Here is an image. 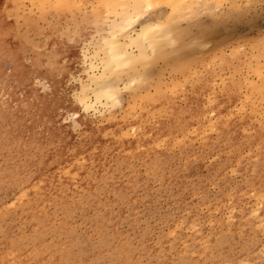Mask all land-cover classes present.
<instances>
[{
    "label": "rangeland",
    "instance_id": "1",
    "mask_svg": "<svg viewBox=\"0 0 264 264\" xmlns=\"http://www.w3.org/2000/svg\"><path fill=\"white\" fill-rule=\"evenodd\" d=\"M13 1L0 264H264V0H194L178 20L142 2L117 36L172 16L174 40L120 70L102 63L120 6Z\"/></svg>",
    "mask_w": 264,
    "mask_h": 264
},
{
    "label": "bare ground",
    "instance_id": "2",
    "mask_svg": "<svg viewBox=\"0 0 264 264\" xmlns=\"http://www.w3.org/2000/svg\"><path fill=\"white\" fill-rule=\"evenodd\" d=\"M33 1V0H32ZM47 1V0H46ZM46 1H42L41 3L45 4ZM51 1V0H50ZM55 3H58V4H64L66 3L67 0H54ZM104 4H107L108 6H111V7H114V6H120L121 8V12L118 13V14H115L117 15L119 18H117L116 16V19L114 20V18H112L113 20L112 21V29L111 30L112 32L110 33L108 39L106 40L105 42V38H101L102 41L104 40V43H105V57L103 59V64H104V68L105 70H111L113 68L115 69H119V68H123V67H127V68H130L132 65H134L136 62H138L139 60L141 59H146L149 54L151 55L153 52H155L156 48L161 45L164 41H173V34L169 31V23L173 20H171L172 16L164 21V22H161L159 21L158 23L154 22L153 24H146L144 26H142V28L140 29L139 32L137 33H134L131 35H129L128 33L124 34L127 35L125 36V39H127L126 42L122 43L120 40H119V37H122V36H117V32H121V34H123L125 32V29H128V28H132L131 27V24L134 23L132 22L133 20H135L138 16V13L135 12L136 11V8L143 2L145 5H150L152 4L153 2H157L158 3V0H102ZM164 1V0H163ZM170 3V7H171V14L174 16H176V19H177V14H179V12H181L183 9H185L186 7H190L191 4H193L194 0H166ZM200 1V0H199ZM209 1V0H208ZM220 1V0H219ZM53 2V1H52ZM52 2H50V4H52ZM211 2V1H210ZM35 3V2H34ZM33 3V4H34ZM72 3V2H71ZM78 4L81 3L80 2H77ZM156 3V4H157ZM204 2H202L203 4ZM37 4V3H36ZM40 4V5H42ZM43 4V5H44ZM47 4V3H46ZM49 4V5H50ZM69 4V3H68ZM73 4V3H72ZM76 4V6L78 5ZM207 4V3H206ZM53 5V4H52ZM51 5V6H52ZM57 5V4H55ZM63 5V6H64ZM101 5V4H100ZM162 5V4H161ZM167 5V4H166ZM205 5V4H204ZM47 6V5H46ZM73 6V5H72ZM102 6V5H101ZM159 6V5H158ZM163 6H165V4L163 3ZM44 7L43 6V11H44ZM50 8V6H48ZM74 7V6H73ZM105 7V5L103 6ZM110 7V8H111ZM129 7H132L133 11H130V12H133L134 13V16H130L128 15L129 14V11H128V8ZM140 7V6H139ZM161 7V6H159ZM0 8L2 11H7L10 12V11H13L16 9V4L14 3L13 0H0ZM53 8V7H52ZM61 8V6H60ZM60 8L58 10H60ZM67 8H69L67 6ZM99 8V6H98ZM109 8V7H108ZM115 8V7H114ZM119 8V7H118ZM119 8V9H120ZM141 8V7H140ZM146 8V7H145ZM193 8V7H192ZM55 10V8H53ZM104 9V8H103ZM102 9V10H103ZM113 9V8H112ZM138 9V8H137ZM143 9V8H142ZM141 9V10H142ZM147 9V8H146ZM168 9V8H167ZM58 10H55V11H58ZM65 10H67L65 8ZM110 10V9H109ZM117 10V8H116ZM130 10V9H129ZM191 10V9H190ZM79 11V10H78ZM105 11V10H104ZM103 11V12H104ZM113 11V10H112ZM115 11V10H114ZM113 11V12H114ZM147 11V10H146ZM97 12H99V10H97ZM109 12V11H107ZM141 12V11H140ZM145 12V11H144ZM80 13V12H79ZM177 13V14H176ZM176 14V15H175ZM181 14V13H180ZM184 13H182L183 15ZM113 15V14H112ZM98 16V15H97ZM102 16V15H101ZM105 16V15H104ZM107 16V15H106ZM143 16V15H142ZM100 17V16H99ZM164 17V16H163ZM183 17V16H182ZM106 18V17H105ZM104 18V20H105ZM99 19V18H98ZM111 19V18H110ZM118 19V20H117ZM162 19V18H160ZM173 19V18H172ZM103 20V21H104ZM141 20V19H140ZM178 20V19H177ZM79 21V20H78ZM119 21V22H118ZM107 22V21H106ZM109 22V21H108ZM117 22L119 23L118 25V31L116 30L117 28ZM132 22V23H131ZM81 23V22H80ZM83 23V22H82ZM149 23V22H148ZM136 24V23H135ZM175 24V23H174ZM109 25V24H108ZM173 25V23L171 24ZM116 26V27H114ZM175 26V25H174ZM111 27V26H110ZM109 27V28H110ZM126 27V28H125ZM172 27V26H171ZM85 28V27H84ZM108 28V27H107ZM124 28V30H123ZM134 28V27H133ZM140 28V26H139ZM111 29V28H110ZM109 29V30H110ZM119 29H122L123 30V33H122V30L119 31ZM107 30V31H109ZM175 30V29H174ZM134 31V30H133ZM110 32V31H109ZM108 34V33H107ZM120 34V33H119ZM124 36L122 38H124ZM105 37V36H104ZM127 37V38H126ZM100 39V42H102ZM99 40V39H97ZM123 40V39H122ZM68 41V40H67ZM98 43V42H97ZM167 43V42H166ZM169 44V43H168ZM175 44V43H174ZM102 45V43H101ZM173 45V44H172ZM96 46V45H95ZM98 46V45H97ZM163 47V46H162ZM165 47V46H164ZM99 47H97L96 50H100L98 49ZM102 48V47H101ZM158 51V50H157ZM84 53V52H83ZM96 55V54H94ZM98 55V54H97ZM98 57V56H97ZM99 58V57H98ZM150 58V57H149ZM83 59L85 60V58L83 57ZM97 59V58H96ZM101 59V58H100ZM147 60V59H146ZM79 64V63H78ZM92 65V64H90ZM84 66V65H83ZM94 66V65H93ZM100 66H101V63H100ZM147 66V65H146ZM138 67V66H137ZM103 69V68H102ZM91 70V68H90ZM101 70V69H100ZM120 70V69H119ZM113 71V70H112ZM140 71V70H139ZM92 72V71H91ZM90 74V73H89ZM93 74V73H92ZM95 74V73H94ZM93 74V75H94ZM110 74V73H109ZM124 74V73H123ZM91 75V74H90ZM89 75V76H90ZM97 75V74H96ZM105 76V75H102V77ZM119 76V74H118ZM112 77V76H111ZM141 77V76H140ZM144 77V75H143ZM100 78V77H98ZM97 78V79H98ZM107 78V77H106ZM136 78V77H135ZM101 79V78H100ZM140 79V78H138ZM132 80V79H131ZM137 80V79H136ZM96 81V79H95ZM99 81V80H98ZM135 83V82H134ZM143 84V82L141 83ZM145 84V83H144ZM82 85V84H81ZM128 86L129 83H128ZM84 89V88H83ZM126 89V87H125ZM122 90V89H121ZM85 92V91H84ZM133 92V91H132ZM101 93H103V95L106 97H104ZM102 95L103 96V99H113L109 100V103H114V100L116 98V94H117V91L111 87V86H106L104 89H103V92L101 91L100 93H98V95ZM99 95V96H100ZM136 95V94H135ZM80 96V95H79ZM96 97V96H95ZM83 98V97H82ZM86 98V97H85ZM84 98V99H85ZM99 99V97H97ZM96 99V101L98 100ZM83 100V99H81ZM87 101V100H86ZM117 101V100H116ZM84 102V100H83ZM105 103L107 102L104 101ZM82 103V102H81ZM85 103V102H84ZM100 103V102H99ZM112 103V104H113ZM119 103V102H118ZM102 104V103H101ZM113 106V105H112ZM87 107V106H86ZM85 107V109H86ZM69 177V176H68ZM44 253L43 250L40 251V254L39 256H45L46 254H42Z\"/></svg>",
    "mask_w": 264,
    "mask_h": 264
}]
</instances>
